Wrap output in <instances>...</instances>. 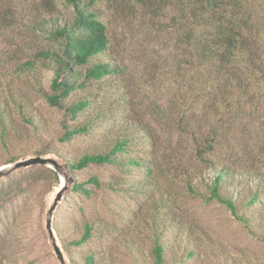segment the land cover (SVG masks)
<instances>
[{"label": "rangeland", "instance_id": "rangeland-1", "mask_svg": "<svg viewBox=\"0 0 264 264\" xmlns=\"http://www.w3.org/2000/svg\"><path fill=\"white\" fill-rule=\"evenodd\" d=\"M43 1L47 0H0V14L9 19V25L0 23V109H5L3 121L8 129L6 145L0 140V166L37 155L61 165L66 188L53 211L51 227L65 263L82 264L84 255L93 253L100 264H153L151 248L157 240L163 245L165 264H264V207L248 212L245 204L258 186L254 171L264 174V104L245 111L220 150L226 153L230 170L219 193L235 200L237 212L250 219L247 227L223 203L207 198L212 169L198 163L188 137L180 136L173 122L169 128L153 112L152 105L166 110L169 100L179 101L184 58L176 4L92 0L91 9L105 24L108 46L90 63L106 61L118 73L85 81L62 99L61 106H53L36 90L37 83L27 79L31 71L16 69L33 59L39 47L58 48L40 24L44 29L54 21L68 23L72 18L73 9L64 0H48L53 3L47 2L50 6ZM239 3L251 27L264 32V0ZM259 36L264 39V33ZM43 61L37 62L32 73L49 91L55 65L45 67ZM83 98L88 106L71 119L63 103ZM138 119L157 139L154 148L132 128ZM83 122H90L87 133L61 140L64 125ZM127 133L132 140L119 159L137 157L141 166L69 168V160L101 152L116 135ZM10 155L17 159L5 163ZM37 165L0 177V190L13 186L12 193L0 198V264H60L45 229L46 212L60 182L53 186L40 179L30 183L42 174L34 168ZM56 173L60 180L61 174ZM91 176H96V185L87 181ZM73 180L85 181L90 195L73 191ZM84 220L93 224V234L88 241L72 245Z\"/></svg>", "mask_w": 264, "mask_h": 264}, {"label": "trees", "instance_id": "trees-1", "mask_svg": "<svg viewBox=\"0 0 264 264\" xmlns=\"http://www.w3.org/2000/svg\"><path fill=\"white\" fill-rule=\"evenodd\" d=\"M154 1H157L158 6L176 4L178 8L175 22L181 29L178 40L182 44L184 76L178 79L181 91L176 97L179 101L169 100L166 110L159 105H152L153 112H156L169 128L173 122L178 134L188 137L193 156L198 163L205 169H212L213 174L207 185V198L223 203L234 217L249 227V217L237 212L235 200L219 193L222 179L228 176L230 170L228 157L225 152L220 154V150L225 146L231 126L240 121L246 114L245 111L250 108L257 109L264 104V39L259 36L264 32L251 27L249 18L240 11L242 5L239 0ZM47 2L50 1L44 2L47 6L53 4ZM92 2L64 0V3L71 5L73 9L71 20L60 24L54 21L49 28L44 29L43 23L39 26L49 40L56 42L58 48L39 47L33 59L24 61L16 68L21 72L31 71L27 79L29 77L37 83L36 90L50 105L61 106L62 99L83 87L85 81L99 80L108 74L118 73L117 67L106 61L90 63L93 58L104 53L108 46L105 24L91 9ZM0 23L9 25L5 14H0ZM39 61H43L41 65L45 67L51 62L55 65L51 68L49 91L43 89L40 80L32 73L37 70ZM16 103L18 109H22V102ZM88 104V99L83 98L68 104L63 103V106L69 117L74 120ZM5 115V109H0V140L3 146L6 145L8 136L7 126L3 121ZM138 120L137 125L132 128L145 135L142 139L154 148L157 139L150 128ZM88 124L90 122L74 126L64 125L61 140L67 141L74 135L87 133ZM238 130L239 133L241 129ZM130 136L128 133L116 135L105 150L86 152L77 159L69 160V168L81 170L89 164L141 166V160L137 157L119 159L122 153L128 151L132 140ZM219 156H223L222 160ZM16 159L17 157L10 155L5 163ZM34 168L42 174L30 183L40 179L53 186L60 182L58 174L50 167L37 165ZM254 172L258 186L245 203L248 212L257 206L264 207V174ZM87 181L95 185L98 183L96 176L89 177ZM16 182L18 181H14ZM85 185V181L73 180L71 189L79 194L90 195L91 191ZM188 188L195 192L190 183ZM12 189V184L2 188L0 198L9 192L12 193ZM81 226L80 235L70 241L72 245L78 246L88 241L93 234V224L89 220H84ZM151 254L153 264H165L163 245L157 240L151 248ZM82 264L100 263L96 261L93 253H87Z\"/></svg>", "mask_w": 264, "mask_h": 264}, {"label": "water", "instance_id": "water-1", "mask_svg": "<svg viewBox=\"0 0 264 264\" xmlns=\"http://www.w3.org/2000/svg\"><path fill=\"white\" fill-rule=\"evenodd\" d=\"M34 164L49 166L53 168L54 170L58 171L60 174H62L64 178L63 183H61L59 189L56 191L53 201L47 209L46 218H45V229L51 241V246H52L53 252L56 255V258L59 260L60 264H66L62 251L56 241L53 229L51 227V217H52L53 211L55 209L57 202L60 200L63 191L66 188V185H65L66 178H65V174L61 170V165H59L57 161L51 157H43L39 155L31 156V157H27L22 160H17L13 162L12 164L1 165L0 166V177L3 175H6L12 170L18 169L20 167H27V166L34 165ZM68 180L70 181L71 179L69 178Z\"/></svg>", "mask_w": 264, "mask_h": 264}, {"label": "bare ground", "instance_id": "bare-ground-1", "mask_svg": "<svg viewBox=\"0 0 264 264\" xmlns=\"http://www.w3.org/2000/svg\"><path fill=\"white\" fill-rule=\"evenodd\" d=\"M60 185H61V183H63V181H64V178H63V175L61 174V176H60Z\"/></svg>", "mask_w": 264, "mask_h": 264}]
</instances>
